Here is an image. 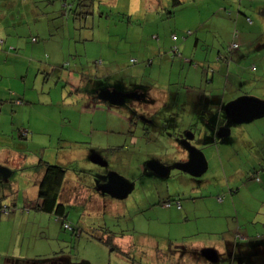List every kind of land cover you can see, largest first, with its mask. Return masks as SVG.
<instances>
[{"label":"rangeland","instance_id":"obj_1","mask_svg":"<svg viewBox=\"0 0 264 264\" xmlns=\"http://www.w3.org/2000/svg\"><path fill=\"white\" fill-rule=\"evenodd\" d=\"M179 2L0 0V149H10L0 152L9 171L0 175V264H233L217 243L234 242L248 216L263 233L251 250L264 252V206L249 211L264 200V115H224L231 101H264V0ZM229 4L256 30L234 28ZM233 29L239 47L226 52ZM136 89L142 101L96 98ZM221 127L228 135L218 139ZM186 133L205 161L197 176L178 170ZM152 162L171 169L155 175ZM47 164L68 171L53 210L38 196ZM105 173L131 190L106 194Z\"/></svg>","mask_w":264,"mask_h":264},{"label":"water","instance_id":"obj_2","mask_svg":"<svg viewBox=\"0 0 264 264\" xmlns=\"http://www.w3.org/2000/svg\"><path fill=\"white\" fill-rule=\"evenodd\" d=\"M96 95L99 101L107 102L110 105H122L125 98L135 97L136 93H123L117 90H101L98 91ZM224 114L227 121L234 123L255 119L264 115V104L252 98L239 99L228 103L225 107ZM227 135L228 130L225 127L219 128L216 132V137L218 139H222ZM194 136V134H190L188 139H191ZM184 144L188 151V160L187 162L180 164L178 169L193 176H197L204 171L206 166L203 156L199 150L192 147L189 142L185 141ZM90 162L99 166H105L106 164L98 155H92ZM148 168L151 172L160 174V169L162 170L163 167L152 162L148 164ZM0 175L6 179L9 175V171L5 168H0ZM130 190V184H128L127 181L118 178L116 175L110 179L108 178V180L103 183V191L113 197L121 198ZM201 255L210 263H216L218 260V255L213 249H203Z\"/></svg>","mask_w":264,"mask_h":264},{"label":"crops","instance_id":"obj_3","mask_svg":"<svg viewBox=\"0 0 264 264\" xmlns=\"http://www.w3.org/2000/svg\"><path fill=\"white\" fill-rule=\"evenodd\" d=\"M229 6H231V5L229 4ZM236 8L238 10L240 9V7H238L237 5L236 6H231L230 7V10L228 11V14H227L230 17V19L233 21V24H234L233 27L234 28L236 27V29L241 28V31H244V30H246V31H255L256 30V26L255 25L254 26H250V27L246 26L245 20H242V18L240 16V14L238 13V11L236 12ZM263 11H264V9H263ZM217 54L218 55L216 56L215 61L217 60V58L219 56H221V57L223 56L221 54V52H218ZM227 69H228V67H225L224 65H222L219 72H222L223 73V72L227 71ZM214 80L215 79L212 77V79H210V82H213ZM239 98H242V97H238V99ZM252 99H255V98L253 97ZM255 100H257V101H259V102H261V103L264 104V101H262V100H259V99H255ZM17 103H19V101H17ZM225 118H226V116H225ZM2 150L10 151V149L1 148L0 149V152ZM47 165H50V164H47ZM47 165H45V171L44 172L42 171V175H41L42 178H41V181H40V184H39V189L42 188V189L48 190V192H50V195L53 194L54 192H56V194H57V200H58L59 195L61 193H63L62 191H63V189L65 187L66 175H67V172L68 171H65V173L62 175V173L59 170H57V169H48ZM58 167H62V166L59 165ZM62 168H64V167H62ZM258 182H261V180H259ZM67 195H68V192L63 195L64 200L66 199L65 196H67ZM231 202L233 203V205H236L235 204L236 203V200H231ZM257 204H258V207H259V205L260 206H264V200H262V201H260V200L252 201V203L249 206L250 207L249 208V211L252 214H255L256 213V211H253V209H254V207ZM219 206L221 207L220 210H222L224 208V203L221 204V205H219ZM244 208H245V205H244ZM262 209H264V208H262ZM4 210L7 211V209H5V208L2 207L1 208V211L3 212ZM257 211H259V209ZM65 213H66L65 212V208L63 207L60 215L61 216H64ZM243 218H245V216H243ZM255 220L256 219L253 218V217H251V216L246 217L245 221L243 222V226H241L239 228L237 234H236V230H235V233L233 235V241L234 242H231V241L227 240V241H222V242H218L217 243L218 250L219 249H222V248L223 249H226L227 248L230 252H233V256L235 257L233 264H261L260 262L264 261V252L263 251H262L263 253L262 252H256V251L250 253L252 251L251 250L252 246L250 245V242L252 240H257V238L260 239V236L263 235V233H261V234H255V233H253V226L257 223V221H255ZM234 222L236 224V218H235V221ZM263 228H264V226H263ZM236 237H237V239H236ZM234 238H235V240H234ZM238 238L246 239L247 242L244 241L246 244L243 243V241L242 242H239ZM236 257L238 259H236ZM257 257L260 258V262L255 259Z\"/></svg>","mask_w":264,"mask_h":264},{"label":"trees","instance_id":"obj_4","mask_svg":"<svg viewBox=\"0 0 264 264\" xmlns=\"http://www.w3.org/2000/svg\"><path fill=\"white\" fill-rule=\"evenodd\" d=\"M173 1V3L176 5H178V4H180V2H179V0H172ZM238 2H240L241 0H237ZM245 20L248 22V23H251V19L249 18V17H245ZM236 28V27H235ZM173 36V35H172ZM172 36H171V39H172ZM232 42L230 43V45L231 44H233V43H235V44H237L236 43V39H237V37H238V33H237V31H236V29H234L233 31H232ZM177 37V36H176ZM33 40V42H35L36 40L33 38L32 39ZM173 42H176L177 41V39L176 40H172ZM229 45V46H230ZM229 46L227 47V52H232L233 50H235V49H237L238 47H239V45L237 46V48H235V49H233V50H231V51H229L228 49H229ZM174 47H176V46H174ZM173 48V47H172ZM178 49V48H177ZM179 52V51H178ZM223 57H221V56H219L218 58H217V61H223ZM47 167H48V169H57V170H59L61 173H62V175L65 173V169L64 168H62V167H58V166H56V165H47ZM256 178H258L257 176L255 177V180H256ZM260 179L258 178V180H256V181H259ZM39 198L41 199V208L40 209H42V208H44V209H48V208H50V210H53L54 208H56V204H57V194H56V192H54L53 194H51L50 195V192H48V190H45V189H42V188H40L39 189ZM2 208V207H1ZM62 208L63 207H60V205L57 207V212L59 213V214H61V211H62ZM66 222H63V227H64V224H65ZM68 224V223H67ZM69 225V224H68ZM65 228V227H64ZM66 229V228H65ZM108 244H111L110 243V240L108 241Z\"/></svg>","mask_w":264,"mask_h":264},{"label":"flooded vegetation","instance_id":"obj_5","mask_svg":"<svg viewBox=\"0 0 264 264\" xmlns=\"http://www.w3.org/2000/svg\"><path fill=\"white\" fill-rule=\"evenodd\" d=\"M127 93H136V96L135 97H130V98H134V99H137L138 101H142V98H144L143 97V95H142V93H141V91L139 90V89H136L135 91H133V92H127ZM96 98H97V95H96ZM144 100V99H143ZM139 117V120L141 119L140 118V116H138ZM142 119H144V118H142ZM142 122V121H141ZM143 122H144V124H151V125H153L154 124V120H143ZM142 122V123H143ZM146 126V125H145ZM188 137H190V134L189 133H186V136L184 137V138H182L181 140H180V143H181V145H182V147L185 149V152L187 153V159H185V160H183L182 162L183 163H185V162H187V160H188V151L186 150V148H185V144H184V142L185 141H187V142H189V144H190V140H192V139H194L195 138V136L193 137V138H191V139H188ZM92 155H98V154H92ZM92 155H90V158H91V156ZM99 157H100V155H98ZM101 158V157H100ZM102 159V158H101ZM183 163H181V164H183ZM157 164V163H156ZM96 165V164H95ZM160 165V164H159ZM163 167V166H162ZM164 168V169H163ZM162 168V170L160 169V174H162V175H160L159 173H154V172H152V173H154L155 175H158V176H166V174H168V172L170 171V167H166V165H164V167ZM147 169H148V171L149 172H151L150 170H149V168H148V164H147ZM179 170V169H178ZM181 171V170H180ZM112 177H115V175L113 174V173H105L103 176H101V182L102 183H105L107 180H108V178L110 179V178H112ZM121 179V178H120ZM123 180V179H122ZM128 184H130V183H128ZM130 187H131V184H130ZM251 251V250H250ZM252 252V251H251ZM217 253V252H216ZM232 253V255H233V252H231ZM217 255H218V253H217ZM251 255V254H250ZM237 256V255H236ZM233 258V262H234V259H235V257L233 256L232 257ZM218 259H219V255H218ZM236 259H238L237 257H236ZM218 261V260H217Z\"/></svg>","mask_w":264,"mask_h":264},{"label":"built area","instance_id":"obj_6","mask_svg":"<svg viewBox=\"0 0 264 264\" xmlns=\"http://www.w3.org/2000/svg\"><path fill=\"white\" fill-rule=\"evenodd\" d=\"M177 39V37L175 36V35H173L172 36V40H176ZM0 44H2V41H0ZM237 46H238V44H235V43H233V44H231L230 45V47H229V51H231V50H233V49H235V48H237ZM172 54L174 55V56H181V54L178 52V49H177V47H173L172 48ZM256 180H258V178H256ZM170 206V203H165L164 204V207H169ZM180 206H178V208H179ZM64 227L66 228V229H68L69 228V225L67 224V223H65L64 224Z\"/></svg>","mask_w":264,"mask_h":264}]
</instances>
